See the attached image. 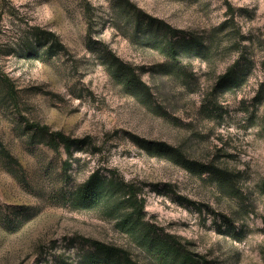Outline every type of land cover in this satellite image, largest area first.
I'll use <instances>...</instances> for the list:
<instances>
[{
    "label": "rangeland",
    "instance_id": "obj_1",
    "mask_svg": "<svg viewBox=\"0 0 264 264\" xmlns=\"http://www.w3.org/2000/svg\"><path fill=\"white\" fill-rule=\"evenodd\" d=\"M97 169L209 264H264V0H0V264H80L91 241L155 264L71 202Z\"/></svg>",
    "mask_w": 264,
    "mask_h": 264
},
{
    "label": "trees",
    "instance_id": "obj_2",
    "mask_svg": "<svg viewBox=\"0 0 264 264\" xmlns=\"http://www.w3.org/2000/svg\"><path fill=\"white\" fill-rule=\"evenodd\" d=\"M138 12V11H137ZM133 23L139 24L143 20L139 13L135 14ZM128 20H133L128 15ZM151 20L153 24L154 20ZM171 27L169 26V29ZM198 45V43H197ZM187 47H179L172 42H167L166 48L170 55H177L181 50L188 54H192L196 45L189 43ZM122 74L135 77L134 86L147 87L146 84L138 80L134 70L130 66H126L122 70ZM222 78L230 82V86L239 83L240 76L234 70H227ZM54 146L63 143L67 152L71 153L70 148L76 139H70L59 131L52 133ZM158 149L159 154L174 158L186 167L187 160L183 154L177 149L165 146L162 143L154 145ZM209 172L216 174V181L221 186H230L233 182L231 173L224 169L207 165ZM216 170V171H214ZM140 187L133 182L124 180L114 173H103L94 170L86 180L74 190L70 199L76 207L82 208H101L108 216L114 218L115 226L126 236L132 240L147 257H151L155 264H209L203 256L198 255L189 247L187 241H183L179 236L172 233L158 231L156 226L148 221L144 215L145 199L139 194ZM92 249L87 251L80 261V264H139L131 259L127 250L116 245H110L101 241H91Z\"/></svg>",
    "mask_w": 264,
    "mask_h": 264
}]
</instances>
